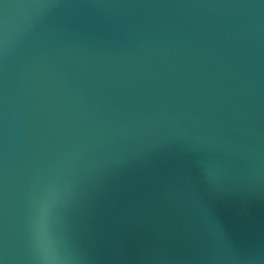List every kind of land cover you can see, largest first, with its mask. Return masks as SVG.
I'll use <instances>...</instances> for the list:
<instances>
[{"label":"water","instance_id":"1","mask_svg":"<svg viewBox=\"0 0 264 264\" xmlns=\"http://www.w3.org/2000/svg\"><path fill=\"white\" fill-rule=\"evenodd\" d=\"M264 264V0H0V264Z\"/></svg>","mask_w":264,"mask_h":264},{"label":"clouds","instance_id":"2","mask_svg":"<svg viewBox=\"0 0 264 264\" xmlns=\"http://www.w3.org/2000/svg\"><path fill=\"white\" fill-rule=\"evenodd\" d=\"M48 202L43 201L37 206L34 220V238L39 254V264H64V260L56 252L54 241L46 229Z\"/></svg>","mask_w":264,"mask_h":264}]
</instances>
